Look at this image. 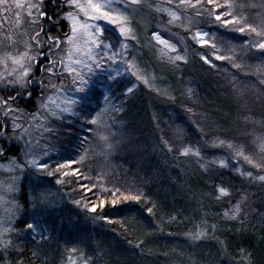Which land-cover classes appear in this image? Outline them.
Masks as SVG:
<instances>
[{"label":"rangeland","instance_id":"374dc122","mask_svg":"<svg viewBox=\"0 0 264 264\" xmlns=\"http://www.w3.org/2000/svg\"><path fill=\"white\" fill-rule=\"evenodd\" d=\"M18 2L21 5H31L38 3L39 0H18ZM124 2L126 0H119L117 7ZM219 2L223 3L224 0H219ZM234 2L237 15L247 16V23L259 30L264 24V7H261L264 5V0H234ZM148 4L153 7L149 8ZM173 4H178V0H173ZM157 5L168 6L165 0H147V3L139 6L134 13H129L133 16L132 35H135V40H132L130 36L126 39L118 31V26L110 24L107 20L101 18L90 21L93 25H99L105 29L104 35L107 39L104 42H111L115 52H121L117 41L128 45L127 52L123 53V59L117 56L108 61L106 57L110 53L97 49L93 55L99 53L105 57V62L97 65L88 58L86 54L88 47L83 42H80L81 50L79 52L72 49L67 43H63L62 49L71 50V59H69L68 51L67 53L62 51L61 54L58 52V58L63 61L60 70L62 79L56 81V75L54 77L48 75L46 84L40 82L42 78H39L37 61L41 57L37 44L32 39L42 25V17L38 27L31 23L28 17V12L31 9L28 7L16 10L20 14L19 20H17L11 11L6 15L3 10L4 6L0 5V98L15 97L11 106L23 112V127L20 129L10 127L5 135H0V148L5 150L7 157H18L20 164L25 163L21 155L23 152L28 151L36 154L53 170L58 163L66 164L70 160H79L81 155L87 153V160L84 164H88L92 170L98 171L95 181L106 190L112 188L113 184L111 185V183H115L116 180L115 176L109 174L120 171L115 162L116 154L120 151L121 155L125 157L127 153L139 152L138 149L143 150L148 147V152L159 159L158 163H161L169 178L176 182L174 188L172 187L173 183L169 184L164 193L165 199L170 202V207L172 205L178 207L177 201L174 199L176 192L181 195L183 216L196 223L191 225L190 231L181 237L186 240L188 245L192 246L187 249L168 250L162 254L165 261L163 260L159 264H212L209 252L196 247L198 242L212 238L192 240L189 238V234L207 227L209 237H214L209 228L214 226L213 229L222 231L225 226L221 220L231 223L239 220L230 219L231 213L229 216L224 215V212L232 206L231 199L229 196H220L217 189L222 186L221 184L211 187L207 170L227 168L231 163H234L233 170L240 174L243 172L244 174L241 176L247 178L250 183H264V181L255 179L258 176H264V167L254 166L255 164L264 165V146L261 145V140H264V84L260 83L264 80V75H259L255 71L257 65L264 64V57L259 51L248 46L249 41L256 40L254 35L234 30L238 25L222 26L207 14V10L202 8L204 16L196 22V26L214 37L213 42L217 44L216 51L220 54L232 55L226 49L235 48V62L240 63L242 68L232 67L229 61L215 60L212 55L214 50L211 47L202 48L190 39L192 32H186L178 25H169L167 14L155 10ZM210 9L211 6H208V10ZM69 10L72 9L65 8L62 2L61 12ZM184 11L181 9L182 13ZM195 11V9H189L187 14L191 16ZM57 19L62 20L60 16ZM85 19L87 17L81 16V20ZM62 21L64 22V32L69 31L72 21ZM154 31H159L164 39L175 45L179 49V54L186 55L187 63H169L168 56H174L175 53H165L163 59H159L160 49L163 48V45L154 39L152 35ZM172 33L175 35L173 36ZM24 52L28 53V57L21 64L13 63L10 57L19 58ZM6 56L9 58L5 62ZM202 56H208L216 67L213 68L204 63L201 59ZM32 57L35 59L33 60ZM76 60H83L85 64H90L93 70L89 72L83 65L77 67ZM126 61L131 62L135 67H130ZM29 65L31 68L29 76L26 77V91L21 89L18 94L13 87L5 86L7 81L20 75ZM69 66L76 67L77 74H83L84 81L82 83L75 86L72 84V80L77 77L67 71ZM211 70H214L212 73L215 79L209 73ZM117 72L120 73L119 76L116 75ZM138 75L148 77V84L138 79ZM50 83L64 87V92L60 93L57 90L54 93L49 88ZM76 87H82L85 91H76ZM128 88H133V91L128 93ZM157 88L161 91H156ZM188 88L193 89L191 97L187 95ZM32 90H34L33 93ZM165 90H167V95L163 94ZM47 96H52L55 104L59 105V108H56L55 105L49 104V108L57 112L66 106L67 100H76L77 103L73 108L78 115L68 112L64 113L63 119L60 120L53 117L44 119L43 117L47 116V113L39 106L46 103L43 97ZM169 96L175 97V99H169ZM105 97H107V101ZM30 100L33 105H29ZM258 106L260 108L256 109ZM121 107L122 110H116ZM105 108L107 109L105 119L111 125L110 130L97 129L96 125L88 123L84 118L87 116L90 120L93 110L99 111ZM186 108H193L195 115L187 112ZM30 114H36L40 118L32 120ZM109 117L114 119H109ZM0 120L7 125L11 122L12 116L4 119L0 113ZM178 127L185 129V133L180 139H177L176 136ZM46 128L53 129V131L49 133L45 131ZM89 128L93 130L91 133L88 131ZM25 129H27L26 132ZM101 135L109 136V140L107 142L101 140ZM21 136H27L30 139H17ZM135 139L142 140V148L134 151L130 148V144L134 143ZM162 139L168 141L174 150L169 151L161 142ZM221 140L225 142V145L231 143L233 148L212 146ZM105 143H110L112 148L106 149ZM184 145L198 147L201 156L180 155L175 149L182 148ZM233 149H242L253 163H249L243 157H237ZM45 150L49 153L48 156L43 155ZM145 153L147 152L145 151ZM28 158L30 159L32 156L30 155ZM130 158L129 156L128 164L131 163ZM221 159L226 162V167L217 162ZM7 163V160L0 159V164L7 165ZM82 165L74 166L80 169ZM64 171H72V169L65 168ZM248 172L252 173V177L246 175ZM9 175L17 178L16 183L19 191L9 194L6 199H15L21 205L17 211V219L13 221V224L22 230L19 235L29 234L35 240L34 247L40 248L39 244L51 238V230L56 228L52 221L53 217L64 213L68 206H72L75 211L80 209V212L84 213V223L87 221V224L98 226L102 231L109 229V223L103 226L101 218L93 217L91 211L84 207L85 204L75 203L80 200L74 199L67 185L65 186V179L69 178H63L59 173L53 176L40 174L39 184L34 188L37 173L29 165H25L23 170L17 169L10 174L0 170V182L6 181ZM106 175H109L110 178H105ZM133 178L125 179L131 194L138 191ZM61 179H64V183H57ZM82 186L87 185L83 183L80 188H85ZM2 187L3 185L0 184V195H4ZM37 191L48 193L49 202L47 204L34 207L29 202ZM215 203L217 208H215ZM218 203H220L219 207ZM6 207L4 202L0 201V218L3 217ZM25 217L29 219V222H33V217H35L36 220H39L41 228L35 231L26 230L24 224H21L24 226L19 225V221ZM259 219H264V212H261ZM202 221H204L203 224ZM262 225L259 221L246 222L245 226L235 228L236 234L246 233L249 235L252 233L255 236H261ZM41 231L44 234L43 239L39 234ZM143 231L150 233L148 229ZM11 238L14 241L17 235H13ZM149 239L152 240L153 237L151 236ZM219 241L224 242V239L216 237L219 250L218 259L222 263L227 257L225 254L227 250L226 247L222 248ZM118 244L120 243L116 242L109 233L103 235L99 240L98 253L106 264H130L132 262L158 264L149 263L142 253L138 255L134 253L131 248L138 249L137 244L129 241L125 243V247L121 248L123 255L117 257L113 253L112 247L116 249ZM225 244L226 242H224ZM52 245L54 243H50V241L44 242L41 250H53ZM108 247H111V250ZM8 252H4V254L7 255ZM227 258V261H230V258ZM57 259L59 264H84L85 261L87 264H91L90 259H86L82 254L67 253Z\"/></svg>","mask_w":264,"mask_h":264},{"label":"snow or ice","instance_id":"6c2138e0","mask_svg":"<svg viewBox=\"0 0 264 264\" xmlns=\"http://www.w3.org/2000/svg\"><path fill=\"white\" fill-rule=\"evenodd\" d=\"M119 0H63V5L65 8L72 9L69 11H62L59 13H54V15H59L62 20H71L72 24L69 26V31L63 33L64 39L61 40L60 36H51L49 37L47 43L49 45V50L52 49L54 46L55 48L59 49L60 45L62 43H67L69 46H71L72 49L79 52L81 50V44L80 42H83V44L88 47V52L86 53L88 58L92 60L97 65L105 62V57L101 56L99 53L93 55V52L97 49L103 51H107L110 53L106 57V60L111 61L115 59L117 56H119L121 59H123V53L127 52L128 45L125 43H121L117 41V44H119V47L121 49L120 53H117L113 50V44L111 42L105 43L104 41L107 39V37L104 35L105 29L100 27L99 25H93L90 21L92 20H98V19H104L107 20L110 24L118 26V31L121 35H123L126 39L130 36L132 40H135V35H132L133 28V16L129 15V13H134L137 8L141 5H144L147 3V0H126L124 3H120L119 7H117ZM167 7H160L157 5L155 7V10L158 12L166 13L168 16V24L169 25H178L181 29L185 30L186 32H192L190 39L197 44H199L202 48L203 47H211L214 51L212 55L215 57V60L218 61H229L231 62V66L236 69H241L242 65L240 63H236V51L235 48H228L226 51L231 52L232 55H224L220 54L217 49V44L214 41V37L211 36L207 31H204L203 29L196 26V22L201 19L204 16V11H201V9L207 10V14L212 17V19L216 22H219L222 26H229V25H238V27L234 28V30L240 32V33H249L250 35H254L256 37V40L254 42L249 41L248 46L252 48L253 50L259 51L261 56L264 57V24L257 29V27H254L252 24L247 23V16L245 15H237L235 12V2L234 0H224L223 3L219 2V0H178V4H173V0H165ZM47 3H52V0H47ZM45 4V0H39L38 3H33L31 5H21L18 0H0V5H3V10L5 14L9 13L10 11L12 14L19 20V11H16L20 9L21 7H28L31 9L28 12V17L31 20V23L38 26L40 25V19L41 17L45 19H49L48 17V11L43 7ZM208 6H211V9L208 10ZM255 6V5H253ZM56 8H61V5L57 3L55 5ZM149 8H152L153 6L151 4H148ZM261 7H264V5H261ZM181 9H184L185 11L182 13ZM189 9H195L193 15L189 16L187 14V10ZM81 16L87 17L85 20H81ZM185 21H187V24H185ZM53 23H56L55 20H53ZM41 32H43V28L40 29V32H36L35 36L32 38L34 43L37 45H40V40L38 37L40 36ZM154 39L160 44L163 45V48L160 49V57L159 59H163L165 53H175L174 56L169 55L168 56V62L172 64H176L177 62H184L187 63V57L186 55L179 54V49L176 48L175 45H172L168 40L164 39L159 31H154L152 33ZM174 36L175 34L172 33ZM69 59H71V51L68 52ZM28 57V53L24 52L20 55L19 58L12 56L10 57L15 64H21L24 59ZM9 57H5V62L7 61ZM34 60L35 57H32ZM201 59L204 61V63L208 64L209 66L215 68L216 65L213 63L212 60L208 58V56H202ZM130 67H135L134 64H131V62H127ZM50 66L45 68L46 72L55 73V68L58 64H63V61L61 60H52L49 62ZM75 64L77 67H80L83 65V67H86L89 72H91L92 66L90 64H85L83 60H76ZM31 68V65L28 66V68L24 69L20 75L15 76L12 80L7 81L5 86L6 87H13L17 93H20L21 89L27 90V80L26 77L29 76V69ZM127 70V69H126ZM68 72L73 73L77 78L72 80V84L78 85L79 83H82L84 81V77L82 73L77 74L76 67L69 66L67 68ZM256 73L259 75H264V64H260L256 66L255 69ZM135 74V73H134ZM117 76L120 75L119 72L116 73ZM138 79L142 80L145 84H148V77L144 75H138ZM261 84H264V80L260 81ZM151 87V85H149ZM49 88L55 93L57 90L60 93L64 92V87H58L56 84H49ZM76 91L84 92L85 89L82 87H76ZM156 91H161L159 88L155 89ZM133 91V88H128L127 92L131 93ZM165 95H167V90L164 91ZM31 95V93H29ZM187 95L191 97L193 95V89L188 88L187 89ZM43 99L46 101V103H42L39 107L44 109L47 113V116L43 117L44 119H47L48 117H53L57 120L63 119L64 113L72 112L73 114L78 115V113L74 112L73 106L76 105V100H67L65 102V107L60 110L59 112L53 111L49 108V104H53L56 106V108H59V105L55 104V101L52 99V96L43 97ZM107 101V97H105ZM169 99H175V97L169 96ZM15 97H9L8 99L0 98V113H2V116L4 119H8L9 116H12V120L9 124H4L2 120H0V135H5L8 128H16L20 129L23 127V112L22 110L12 107L11 104L14 103ZM85 103H87V100H85ZM117 111L122 110V107L120 109H116ZM186 111L189 113L193 112V108H186ZM17 113H21L19 116H17ZM107 114V109H101L99 111L93 110V113L91 114V119L89 120L87 116L84 118L88 121V123L92 125H96L97 129H104V130H110L111 125L108 124L107 120L105 119V116ZM32 120H37L38 117L36 114H30ZM109 119H114L112 117H109ZM31 127V125H29ZM27 129H25V132ZM45 131L51 133L53 129L46 128ZM89 133H91L93 130L91 128L88 129ZM185 133L184 128L178 127L176 130V136L177 139H180ZM17 139L22 140H28L30 139L27 136H21L17 137ZM100 139L107 142L109 140V136L107 135H101ZM161 142L164 144L166 148H168L169 151H173L174 149L170 146L168 141L161 140ZM261 145L264 146V140H261ZM213 147H228L230 149L233 148V145L231 143L225 145L224 141H219L216 144L212 145ZM105 148L110 150L112 148V145L110 143H105ZM179 152L182 156H189L193 155L196 157L201 156V152L198 147L194 148L191 145H184L182 148L175 149ZM235 151V154L237 157H243L244 160L248 161L249 163H253V161L250 159L249 156L245 155L242 149H233ZM25 160L24 164L18 163V157H7L5 155V150L0 148V159L7 160V165L0 164V170H3L6 173H12L15 170H23L25 165H29L36 173L37 177L35 178L34 188L39 184V175L40 174H46L49 176L56 175L59 173L61 177L63 178H69V177H80L84 178L83 174L80 172L79 167H74V165H80L84 164L87 160V153L80 156L79 160H70L66 164H57L55 169H51L49 165L46 162H43L41 159L37 157L36 154L29 153L28 151H25L21 154ZM32 156V158H28L29 156ZM44 156H48L49 153L45 150L43 151ZM221 166L226 167V162L221 159L217 161ZM255 167H264V165L261 164H255ZM203 167V166H202ZM65 168H70L72 171H64ZM243 175L244 173L241 172ZM248 177H252V173L248 172L246 174ZM255 179H258L260 181H264V176H258ZM17 178L14 176L9 175L8 179L6 181L0 182V184L3 185L2 190L4 195H0V201H3L4 204L7 206L5 209V213L2 218H0V251L2 252H8L9 250H16L17 245L14 243L13 239L11 238L13 235H19L21 229H18L13 224V221L17 219V211L21 208V205L18 201L15 199L7 200L6 196L9 194H14L19 191V188L16 183ZM57 183H64V179L58 180ZM86 187V186H82ZM87 191H91V189H87ZM218 192L220 196H229L231 193L229 190L223 186L218 187ZM116 192H119V189H116ZM141 198L140 195H136L131 197L130 199L139 201ZM125 200H128L129 197H124ZM247 200V197L244 195H241L240 199L234 203L231 208L226 210L224 212L225 216L230 215V219H238L243 214V207L242 205ZM30 203L33 204L34 207L37 206H43L49 202V195L47 192H40L37 191L36 194L31 197ZM75 203L80 204L82 201H76ZM115 205V201L112 202ZM105 204V201H100L98 204H92L91 208L88 209L91 212L95 213L99 208H102ZM84 207L87 209L88 205L85 204ZM152 208H148V212L152 213ZM202 224L204 221L201 222ZM26 230L29 231H35L37 229L41 228V224L39 220H36L35 217H33V222L24 221ZM214 228V226H212ZM41 239L44 238L43 231L40 233ZM189 238L192 240H202L205 238H212L216 239V237H209V231L207 227H203L191 234H189ZM222 248L226 247L224 245V242L219 241ZM22 252V249H20ZM75 251V249H73ZM35 254V253H34ZM5 264H11V261H5ZM16 264H23V261L17 260ZM84 264H87V261L84 262Z\"/></svg>","mask_w":264,"mask_h":264},{"label":"trees","instance_id":"16d2710c","mask_svg":"<svg viewBox=\"0 0 264 264\" xmlns=\"http://www.w3.org/2000/svg\"><path fill=\"white\" fill-rule=\"evenodd\" d=\"M60 21L64 24L62 20ZM213 71L211 70L209 73L215 79ZM28 103L33 105L32 100ZM259 108V106L256 107V109ZM133 142L130 144L131 146L129 145L132 150L142 148L141 139H135ZM138 151L131 152L132 154L127 153L125 157L121 155L120 151L116 154L115 162L120 171L109 174L116 178L115 183H111L113 187L110 189L104 190L102 185L95 181L98 171L92 170L88 164H83L80 168L84 178L69 177V179H65V186L67 185L72 197L82 201V204H87L88 209L92 204L105 201L102 208L91 213L93 217L101 218L103 226L109 223L108 230L102 231L98 226L87 224V221L84 223V213H81L80 209L75 211L72 206H68L64 213L53 217L52 221L56 228L51 230V238L43 241V243L47 241L54 243L53 250H41L43 243L38 245L41 246L40 248L34 247L35 240L29 234H21L14 240L17 245L16 250H9L7 255L0 251V264H5V261L16 264L17 260L23 261V264H59L57 258L67 253L82 254L86 259H90L91 264H106L97 249L99 240L106 233L111 234L114 240L120 243L116 249L112 247L113 253L117 257L123 255L121 248L125 247V243L129 241L136 243L139 249L134 247L131 250L137 255L142 253L149 263H161L165 259L162 254L168 250L175 251L191 247L192 245H188L186 240L181 237L190 231L189 229L195 221L188 220L183 216L181 195L174 193V199L180 208L173 207V205L170 207V202L165 199L166 195H164L168 185L173 183L172 187L174 188L176 182L169 178L161 163H158L159 159L148 152V147L143 150L138 149ZM129 156L131 163L128 164ZM233 166H235L234 163H231L229 166L231 168H214L208 169L206 172L211 187L221 184L229 190L232 205L240 199L241 195L247 197L242 205L244 211L238 218L239 221L231 223L221 220L225 226L222 231L209 228L213 233L212 236H219L226 242L227 251L225 254L230 258V261H227V257L222 263L219 261L216 239L200 241L196 247L209 252L212 264H264V219H259L261 212H264V183H250L247 178H243L240 173L235 172ZM86 172L88 174H85ZM109 175H106L105 178H110ZM128 175L134 177L132 180H135L137 185L138 191L132 194L128 191L129 185L125 180H128ZM83 183L87 186L80 188ZM204 187L207 188L205 184ZM86 188L91 191H87ZM116 189H119V192H116ZM136 195L141 196L139 201L130 199ZM124 197H129V199L125 200ZM113 201L116 202L115 205L112 203ZM148 208H152V213L148 212ZM215 208H217L216 203ZM24 221L29 222V219L25 217L19 221V225L24 224ZM257 221L263 224L261 236H255L252 233L249 235L246 233L236 234V227L245 226L246 222ZM144 229L150 230V233H145ZM151 236L152 240L149 239ZM108 249L111 250V247ZM130 264L139 263L132 262Z\"/></svg>","mask_w":264,"mask_h":264},{"label":"flooded vegetation","instance_id":"af4514ba","mask_svg":"<svg viewBox=\"0 0 264 264\" xmlns=\"http://www.w3.org/2000/svg\"><path fill=\"white\" fill-rule=\"evenodd\" d=\"M62 2L63 0H52V3H47V0H45V4L43 5V7L48 11V17L49 19H45L42 17V25L40 26L38 32H40V29L43 28V32H41L40 36L38 37V39L40 40V45H37V48L39 50L40 53V60L37 61V65H38V69H39V78H42V80L40 81L41 83L46 84V82L48 81V75L50 76H55L56 77V81L61 80L62 79V72L61 67L62 64H58L55 68V73H50V72H46L45 68L50 66L49 62L52 60H61L60 58H58L57 53L59 52V54L62 53V51H64L65 53H67V48L62 49L63 47V43L60 45V48L57 49L54 46L52 47L51 50H49V45L47 43L49 37L51 36H60L61 40L63 39V33H64V24L58 20L57 18L59 17V15H54V13H59L61 12V8H62ZM59 3L61 5V8H56L55 5ZM53 20L56 21V23H53ZM71 51V50H69ZM68 51V52H69ZM61 75V76H60ZM40 83V84H41ZM34 89V88H32ZM40 89V88H39ZM34 92V90H32V93Z\"/></svg>","mask_w":264,"mask_h":264}]
</instances>
